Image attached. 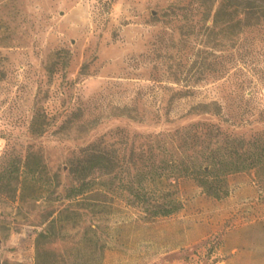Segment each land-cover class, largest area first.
Returning a JSON list of instances; mask_svg holds the SVG:
<instances>
[{
  "label": "rangeland",
  "instance_id": "374dc122",
  "mask_svg": "<svg viewBox=\"0 0 264 264\" xmlns=\"http://www.w3.org/2000/svg\"><path fill=\"white\" fill-rule=\"evenodd\" d=\"M178 2L0 0V169L31 146L64 194L69 161L90 142L128 154L197 121L245 138L264 130V34L222 37ZM202 103L220 113H193ZM36 112L47 123L39 136ZM228 182L215 199L183 178L182 208L154 218L113 192L102 214L58 227L47 246L59 264H264V186L255 168ZM61 207L0 191V264H34L35 236ZM90 224L98 238L82 240Z\"/></svg>",
  "mask_w": 264,
  "mask_h": 264
},
{
  "label": "trees",
  "instance_id": "16d2710c",
  "mask_svg": "<svg viewBox=\"0 0 264 264\" xmlns=\"http://www.w3.org/2000/svg\"><path fill=\"white\" fill-rule=\"evenodd\" d=\"M178 1L182 3L175 6L178 9L201 11V20L211 22L210 30L219 28L222 37L250 34L251 38H261L264 34V0ZM192 109L196 114L212 115L221 110L216 104L206 103ZM46 125L44 115L36 112L29 125L30 133L39 136ZM175 132L182 133L170 140L157 134L153 141L141 142L137 150L131 145L128 154L90 142L70 159L68 172L73 183L64 194L56 192L58 175L49 173L42 155L31 146L22 156L10 158L0 169V191L11 199L62 201L61 208L50 212L46 228L35 236L34 264H59L60 253L47 246L59 237L58 227L77 226L84 215L102 214L103 204L113 192L124 195L145 218H154L182 208L179 181L183 178L193 179L202 192L215 199L230 193L231 173L255 168L264 186V130L245 138L222 130L214 122L197 121ZM90 231L98 238V227L90 224L84 227L82 240H91L89 236L87 239Z\"/></svg>",
  "mask_w": 264,
  "mask_h": 264
},
{
  "label": "crops",
  "instance_id": "0c3cea01",
  "mask_svg": "<svg viewBox=\"0 0 264 264\" xmlns=\"http://www.w3.org/2000/svg\"><path fill=\"white\" fill-rule=\"evenodd\" d=\"M255 220V217L253 218V220H251V221H254Z\"/></svg>",
  "mask_w": 264,
  "mask_h": 264
}]
</instances>
